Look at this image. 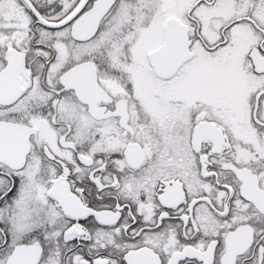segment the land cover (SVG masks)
I'll use <instances>...</instances> for the list:
<instances>
[{"label": "snow or ice", "instance_id": "6c2138e0", "mask_svg": "<svg viewBox=\"0 0 264 264\" xmlns=\"http://www.w3.org/2000/svg\"><path fill=\"white\" fill-rule=\"evenodd\" d=\"M0 264H264V0H0Z\"/></svg>", "mask_w": 264, "mask_h": 264}]
</instances>
